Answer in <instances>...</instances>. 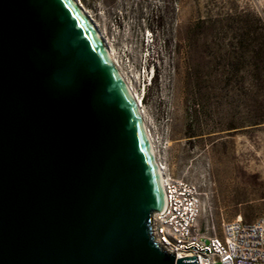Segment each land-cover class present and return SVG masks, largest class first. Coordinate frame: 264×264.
I'll use <instances>...</instances> for the list:
<instances>
[{
	"label": "water",
	"instance_id": "obj_1",
	"mask_svg": "<svg viewBox=\"0 0 264 264\" xmlns=\"http://www.w3.org/2000/svg\"><path fill=\"white\" fill-rule=\"evenodd\" d=\"M165 210L141 111L74 0H0V264H197Z\"/></svg>",
	"mask_w": 264,
	"mask_h": 264
},
{
	"label": "rangeland",
	"instance_id": "obj_2",
	"mask_svg": "<svg viewBox=\"0 0 264 264\" xmlns=\"http://www.w3.org/2000/svg\"><path fill=\"white\" fill-rule=\"evenodd\" d=\"M132 85L157 160L198 187L197 227L264 213V0H77Z\"/></svg>",
	"mask_w": 264,
	"mask_h": 264
},
{
	"label": "built area",
	"instance_id": "obj_3",
	"mask_svg": "<svg viewBox=\"0 0 264 264\" xmlns=\"http://www.w3.org/2000/svg\"><path fill=\"white\" fill-rule=\"evenodd\" d=\"M163 189H168L165 210L153 215L152 237L165 252L175 257L196 258L197 264H264V213L251 223L239 216L222 223L221 237L203 236L197 222L201 213L198 187L166 173ZM169 219V226H162Z\"/></svg>",
	"mask_w": 264,
	"mask_h": 264
},
{
	"label": "bare ground",
	"instance_id": "obj_4",
	"mask_svg": "<svg viewBox=\"0 0 264 264\" xmlns=\"http://www.w3.org/2000/svg\"><path fill=\"white\" fill-rule=\"evenodd\" d=\"M74 1H75V2L77 3V5L81 8V10L84 12V10H83L82 7L80 6V4L77 2V0H74ZM84 13H85V12H84ZM85 15L87 16L86 13H85ZM87 17H88V16H87ZM88 19H89V21L92 23V25L94 26V28L96 29V31L98 32V34L100 35V37H101V39H102V41H103L105 47L107 48V50H108V52H109V54H110L111 59L113 60L115 66L117 67V69H118L120 75L122 76L124 82L126 83L127 87L129 88V90H130L131 94L133 95L134 99L137 101V103H138V105H139V109H140V111H141L142 118H143V112H142V110H141V105H140V103H139V100H138L137 97L135 96V93H134V91H133L132 85L129 83V81H128L127 78L124 76L123 72L121 71L118 62H117V60L115 59V56H114L113 50L110 49V48L107 46L105 40L103 39V37L101 36V34H100L99 31L97 30V28L95 27V25L93 24V22L91 21V19H90L89 17H88ZM143 122H144V125H145V129H146V131H147V135H148L149 141H150V143H151V147H152L153 152H154V154H155V156H156L155 148H154L153 142H152V140H151V136L149 135V132H148V130H147V126H146V123H145V121H144V118H143ZM156 159H157V157H156ZM157 163H158L159 168H160V171H161V167H162V166H161V164L159 163L158 160H157ZM161 179H162V185H165V177L163 176V174H161ZM163 191H164L165 198H168V189H163ZM162 226H169V219H162Z\"/></svg>",
	"mask_w": 264,
	"mask_h": 264
}]
</instances>
